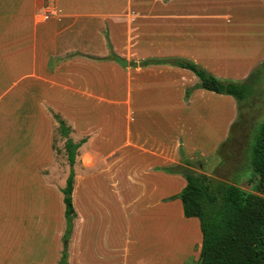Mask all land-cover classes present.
<instances>
[{
	"label": "crops",
	"instance_id": "0c3cea01",
	"mask_svg": "<svg viewBox=\"0 0 264 264\" xmlns=\"http://www.w3.org/2000/svg\"><path fill=\"white\" fill-rule=\"evenodd\" d=\"M210 1L159 0L157 9H185L184 3L206 5ZM43 9L151 8L149 0H0V172L2 176H6L14 171L12 176L8 175L7 182L13 176L17 178L24 172L28 182L33 179L36 186L39 187L40 184L41 188L55 193V189L64 186L66 177L54 188L39 175V167L44 163L46 165L53 156L54 123L49 121L40 107V96L42 101H47L45 103L54 109L57 106L48 101H52L55 94L66 97L65 93L52 89L53 76H60V66L64 62L57 70L54 67L55 72L47 65L52 54L51 52L48 56L56 17L44 14L40 20L39 13ZM233 10L224 9V15L232 18ZM24 14L28 15L27 18ZM200 28V39L194 40L190 36L191 40H183V46L180 47L184 50L178 48L174 54L199 62L219 78L242 80L264 58V34L255 40L241 36L244 39L238 41L236 38L239 36L227 34L236 28L232 24ZM235 42L242 45L237 47ZM151 65L153 68L157 65L164 71L181 76L184 73L190 74V84L198 81L189 69L169 64ZM87 76L91 75L80 74L78 78L83 81L79 83L80 86L86 88ZM168 82L178 86L138 87L128 90L125 106L101 103L89 105L84 102L79 106L77 114L71 108L62 110L64 114H68L66 117L70 122L78 123L83 134L80 139L84 138L77 148L78 154L76 153L79 167L74 174L71 192L76 216L67 243V264H181L191 255L198 257L201 245L199 221L195 216L183 214L181 200L176 197L186 180L181 174L167 172L164 168L176 164L179 159V146L188 154L194 149L205 152L219 141V137H225L228 127L236 117V103L230 95L203 88L193 89L184 99L183 87L179 86L182 82ZM135 92L151 93L154 99L149 104L136 101ZM34 94H37L36 101L29 98ZM210 101L219 104L217 109L221 114V121L217 124L218 138L211 141L205 135L206 132H202L203 137L189 146L186 141L190 143L194 138L192 134L197 128V122L209 117L206 105ZM148 123L154 128L147 127ZM158 124L162 131L157 134L155 126L158 127ZM95 132H99L97 137L93 136ZM179 136L184 138L181 140ZM108 139L112 144L107 146L105 144ZM98 157L102 160L99 166ZM88 165H93V171H86ZM120 168L127 171L128 189L133 192L132 200L124 202V206L130 205L133 224L140 216L147 224L145 231L138 228L134 233L140 234L142 241L133 237L131 242L128 241L132 246H124V249H120L117 243L118 233L116 230L113 232V218L117 217L113 210L114 204L112 201H103L100 197V192L107 185H110V190L120 193V180L117 176ZM76 192L79 207L74 199ZM54 197L57 201L59 198L58 210L55 211L51 204L46 218L38 217L40 222L43 221L45 226H49L55 236V249L52 251L50 247L51 254L49 255L46 248L47 253L40 257L38 249L33 247L36 250L35 257L24 256L25 236L20 229L24 224H20V235L17 237H12V230L7 232L9 225H5L0 237V264H57L61 248L59 238L61 240L63 228L62 192H56ZM140 204L144 208L142 213L138 208ZM2 217L5 219L6 214L3 213ZM168 221H175V224L166 227ZM157 225L163 229L157 228ZM172 225L175 230L169 234ZM151 226L156 228L149 229ZM128 229L130 232L129 227ZM100 241L102 244L97 245ZM89 242L92 243L91 248ZM140 242L142 244L138 245ZM150 245V249L146 250ZM142 249L146 250L143 257L138 254Z\"/></svg>",
	"mask_w": 264,
	"mask_h": 264
},
{
	"label": "rangeland",
	"instance_id": "374dc122",
	"mask_svg": "<svg viewBox=\"0 0 264 264\" xmlns=\"http://www.w3.org/2000/svg\"><path fill=\"white\" fill-rule=\"evenodd\" d=\"M263 1L264 0H232V2L227 3L225 0H211L206 5L184 3L183 7L185 9H157L159 0H149L151 9H43L39 13L40 20L43 18L44 14L56 17L55 31L50 43L48 56L51 52L52 54L50 55V60L47 65L52 68L51 70L56 66L57 70L58 66L64 62L63 66H60V70L62 71L60 76H53L54 81L52 89L65 93L66 97L55 94L52 101H48L57 106V109H54L45 103L47 101H42L43 99H41L42 97L40 96V102H42L40 107H42L46 113L49 121H53L54 123L52 126L53 156L46 162V165H44V163L39 167V175L48 182L49 185L57 188L59 181L67 177L69 172L70 164L68 163L64 149L65 136L60 132L53 113L58 114L65 120L66 124L70 127L69 136L74 141H78L83 134L80 132L77 122L72 123L68 120L66 117L68 114H64L63 112L64 108H71L73 109L72 112L77 114L79 106L84 102H88L89 105L101 103L103 105L119 106L122 104L125 106L127 104L128 90H134L138 87L157 88L178 86L175 84L170 85L168 81L182 82L179 86L183 87V98L185 99V89L195 84H190L192 81L190 74L184 73L181 76L179 74L164 71L157 65H154V68L151 67L152 65L144 66L141 64V61L148 57H184L174 54L175 50L178 48L179 50H184L180 46H183V40H191L192 38H190V36L193 37L194 40L200 39V31L198 30L201 29L200 27L209 25L229 23L236 26L232 33L227 34L239 36L236 38L238 41L244 38L250 40L258 39L264 34ZM133 6L135 7V5ZM203 7L208 9H203ZM224 9H234V12L231 13L232 18L228 15H224ZM27 14H24L25 18H27ZM230 18L231 20H229ZM23 23H26V21L23 20ZM206 35L207 34H205V36ZM241 36L244 38H241ZM108 42L110 45H108ZM176 42H178V44H176ZM235 44H237V42H235ZM241 45L242 44H237L235 46L240 47ZM251 46L256 45L253 44ZM77 52L86 55H97L103 57V59L99 61L94 60L77 54ZM112 52L126 58L128 61H138V66H133L131 64H128V66H121L115 60H111L110 53ZM263 60L264 58L262 61ZM197 63L200 64L199 62ZM260 63H258V65ZM258 65L256 67H258ZM56 70L53 71L55 72ZM58 74L57 72V75ZM80 74L91 75L90 77L87 76L86 88L79 84L83 82L78 78ZM262 79L261 81L263 82ZM152 96L151 93L144 94V92H142V94H140L139 92H135L136 101L141 100L148 102V104L154 99ZM229 97L234 100L232 96ZM29 98L35 101L38 99L37 94ZM218 105L217 102L213 101H210L208 105H206L207 115H209V117L200 119L197 122V128L193 130V134L191 130L189 131L194 136V140L191 139L190 143L186 141V143L190 144L189 146H192L194 142L199 141L203 137L201 134L202 132H206L205 135L207 134L206 136L210 137L211 141L217 140V124L221 121V114L217 109ZM262 107L261 104L256 103V105L251 108L254 120L261 117ZM248 110L247 105H245L243 115L246 114ZM41 119L42 116L40 112V120ZM252 122L253 121H249L247 123L248 128ZM146 126L154 128L153 125L149 123L146 124ZM229 127L226 136L222 139L219 137V141L215 142L213 146L205 152H202L203 150L201 151L200 149H194L193 152L188 154L183 150L185 156L194 161L191 165L193 171L211 176L216 175L227 180L230 179L228 177V166H236L233 154L238 152L236 158L241 161V156L242 158L246 157V146L248 147L249 143L245 142L247 134L238 133V131L235 143H233L232 147L222 146L221 150H218V147L228 135ZM220 129L221 127H219V130ZM159 131H162L160 124H158V127L155 126V132L158 134ZM98 133L95 132L93 136L97 137ZM179 138L182 140L184 137L179 136ZM113 140L118 142L115 137H113ZM110 144H112V142L108 139L105 145L108 146ZM210 145L211 144H208V146ZM180 147L182 148V146H179V148ZM226 150L231 151V153H229L231 154L230 157L227 155L228 152ZM239 151H241V154L238 158ZM76 153L78 154V151H76ZM101 161V158L99 159L98 157V166L101 165ZM222 161H224L225 164L222 165ZM180 162L179 152V159L176 164ZM78 167V157L76 155V160L73 165L74 174L78 171ZM92 167L93 165H88L86 171H93ZM13 173L14 171H10L8 175L12 176ZM117 173L120 180V193L119 191L116 193L114 190H110V185H107L103 188V192H100V197H102L101 199L103 201H112L114 204H112L113 210L117 213V217L113 218V232L116 230V233H118L117 241L119 242L117 243L120 245V249H122L124 246H132V243L128 244V241L131 242L134 238H138L142 241L140 234L134 235V233L138 231V228H142V231H145L147 224L144 222L142 216L137 218L135 224H133L134 220L131 218V207L130 205L124 206V202L127 203L132 200L133 195V192H130L128 189L127 171H123V169L120 168ZM8 175H1L0 181V237L2 236V228L5 225H9L7 232H11L12 230V237H17L20 235V224H24L20 226L22 230L21 234L25 236L23 246L24 256H33L34 258L36 254L35 248L38 249L37 251L40 257L47 253L46 248L50 255L51 248L52 251L55 249V247H53L55 245V236L49 226H45L46 223L43 221L40 222L38 217L46 218V213L50 211L51 204V207H53L55 211L58 210L59 198L57 201L54 196H56V192H61V188L55 189L56 192L54 193L41 188L40 184H38V187L33 179L31 182H28V179L26 180V174L24 172L21 175L19 174L17 178L13 176L11 178L12 180L7 182ZM240 182L244 187L248 186L243 179H241ZM24 185L27 187H23ZM77 195L76 192L74 199L76 205L79 207ZM43 200H45V203ZM61 207L63 234L65 220L62 199ZM138 208H140L139 211L142 213L144 210L143 206L140 204ZM3 213L6 214L5 219L2 217ZM172 217H174V215H172ZM171 224L174 225L175 221H168L166 227ZM173 225L169 234L171 231L174 232L175 230ZM11 227H13V229ZM128 227L130 228V232ZM156 227L160 228L162 226L159 227V225H157ZM155 228L151 226L149 229L154 230ZM59 242L61 247L59 252L61 253L63 244L62 235L61 240L59 238ZM100 244H102V241L98 242L97 245ZM141 244L140 242L138 245ZM89 246L90 248L92 247L91 242H89ZM33 247L35 248L32 249ZM150 247L151 245L146 250L150 249ZM200 247L201 246H199L198 257L191 255L181 264H199ZM192 248L194 249V245ZM146 250L142 249L140 250L141 253L138 254L143 257Z\"/></svg>",
	"mask_w": 264,
	"mask_h": 264
},
{
	"label": "trees",
	"instance_id": "16d2710c",
	"mask_svg": "<svg viewBox=\"0 0 264 264\" xmlns=\"http://www.w3.org/2000/svg\"><path fill=\"white\" fill-rule=\"evenodd\" d=\"M77 54L94 60L103 59L97 55L80 52ZM141 64H169L189 69L198 81L185 89V97L193 89L203 88L234 98L236 118L218 150H221L222 146L232 147L238 131L247 134L245 142L249 143V146H246L245 158L240 157L239 151L238 158L240 157L241 161L236 158L238 152L233 154L236 166H228L230 179L193 171L191 165L194 161L185 156L181 147V162L165 167L164 170L179 173L186 180L176 197L181 200L183 214L195 216L199 221V264H264V60L242 80L219 78L195 61L180 56L148 57L143 59ZM256 103L263 107L261 117L254 120L251 108ZM245 105L249 110L243 115ZM53 116L60 132L65 136L64 149L70 164L65 184L61 188L65 228L62 234V250L57 261V264H67V243L75 216L71 198L73 164L77 148L84 138L74 141L69 136L70 127L65 120L58 114L53 113ZM249 121L253 122L248 128ZM226 151L230 157L231 151ZM221 164L225 162L222 161ZM241 179L247 187L241 184Z\"/></svg>",
	"mask_w": 264,
	"mask_h": 264
},
{
	"label": "water",
	"instance_id": "95a60500",
	"mask_svg": "<svg viewBox=\"0 0 264 264\" xmlns=\"http://www.w3.org/2000/svg\"><path fill=\"white\" fill-rule=\"evenodd\" d=\"M110 58L112 60H115L116 62H118L120 65L122 66H127L128 64H131L133 66H137L138 65V62L133 60V61H128L126 58L112 52L110 53Z\"/></svg>",
	"mask_w": 264,
	"mask_h": 264
}]
</instances>
